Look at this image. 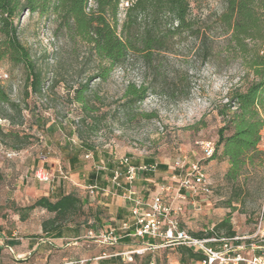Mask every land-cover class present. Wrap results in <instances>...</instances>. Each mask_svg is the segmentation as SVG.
Returning a JSON list of instances; mask_svg holds the SVG:
<instances>
[{"label":"rangeland","instance_id":"obj_1","mask_svg":"<svg viewBox=\"0 0 264 264\" xmlns=\"http://www.w3.org/2000/svg\"><path fill=\"white\" fill-rule=\"evenodd\" d=\"M192 7V17L200 27L198 36L188 32L175 35L165 50H155L149 59L143 54L129 55L106 79L97 76V62L85 44L70 40L62 32L55 33L53 15H21L20 41L43 79L41 91L34 93L25 64L0 59V84L13 103L0 101V235L10 231L20 242H39L43 249L53 250L49 260L57 264H93L92 260L87 263L90 259L85 250H90L86 245L96 238L82 231L78 239H44L40 224L47 212L21 207L32 204L51 186L63 184L88 198L87 216L91 207L99 206L105 221L118 224L129 213L126 208L125 212L120 210L126 200L115 190L91 196L88 179L105 165L103 179L110 182L108 163L115 165L116 160L131 156L140 163L152 157L168 166L167 170L157 168L151 177L138 179L133 185L147 202L161 186L169 188L166 202L182 207L172 216L186 230L206 233L204 229L213 228L222 236H229L231 230L242 239L263 236L258 225L264 219V160L257 158L233 181L225 177L228 160H209L203 149L208 141L216 146L224 125L220 111L233 90L244 89L247 78L240 61L225 52L215 22L223 2L192 0ZM124 17L122 7L120 21ZM205 33L208 38L203 43ZM206 49L212 55H207ZM131 84L148 88L143 101L128 104L125 92ZM79 91L84 92L82 100H78ZM262 136L259 148L264 151V130ZM68 143L73 150L84 144L93 148L81 155L73 169L65 153ZM196 162L206 174L210 192L180 201L175 198L177 175L185 174ZM42 166L54 175L52 182L36 179L35 171ZM226 219L228 225L217 229ZM118 244L101 243L113 249ZM66 245L80 247L81 253L72 254L73 258L69 252L62 256L60 250ZM256 246L257 252L264 253L263 246ZM177 249L164 247L159 257L173 264L180 257ZM252 253L243 246L245 257ZM31 257L36 255L26 253L17 259Z\"/></svg>","mask_w":264,"mask_h":264},{"label":"trees","instance_id":"obj_2","mask_svg":"<svg viewBox=\"0 0 264 264\" xmlns=\"http://www.w3.org/2000/svg\"><path fill=\"white\" fill-rule=\"evenodd\" d=\"M221 1L224 7L216 15L215 22L224 39L225 52L240 61L247 83L244 89H235L229 94L228 102L220 111L224 125L219 129L216 146L209 160L218 158L228 160L229 168L225 177L235 181L244 174L247 167L255 164L257 158L264 160V151L259 148L264 130V0ZM126 2L128 5H125ZM122 7L125 17L120 21L119 14ZM192 11V0H0V59L9 58L15 64H25L29 70L30 87L34 93H39L43 79L42 71L36 68L29 50L20 41L19 20L24 12L39 13L42 16L50 14L55 18V33L62 32L70 40L85 44L88 54L97 62V76L106 79L114 67L123 63L129 55L143 54L149 59L155 50H165L168 41L175 35L188 32L192 36H198L200 27L192 17ZM207 38L205 33L203 43ZM205 53L212 55L210 49H206ZM79 93L78 100H82L84 92L79 91ZM147 94L146 86L135 84L128 85L125 92L128 104L143 101ZM0 101L13 105L1 84ZM89 150H93L91 145L84 144L73 150L68 143L65 153L70 167L76 168L81 161V155L88 153ZM141 163L157 162L152 157H146ZM141 163L134 161L133 158L130 160L132 165L138 166ZM108 166L111 168L110 182L103 179L104 170L107 169L104 165L102 169L91 173L88 183L98 184L104 188L112 184L111 189L108 187L110 192L115 190L122 193L123 189L116 187L111 181L118 160L115 161V165L108 163ZM157 168L167 170L168 166L157 163ZM122 170L126 172L127 166L124 165ZM153 173L155 171H141L133 183L141 178L145 181ZM121 181L125 186H129L124 179ZM88 202V198L81 196L75 189L67 190L63 184H58L56 187L51 186L48 194L38 197L32 204L21 209L45 210L48 215L42 222V230L50 238H60L64 233L77 237L82 231L99 234L109 225L119 226L121 222L131 217L132 204L128 200L123 208L129 210V213L118 224H108L102 217V209L99 206L91 207V212L87 216L85 208ZM123 208L120 210L125 212ZM262 222L264 224V219ZM228 223V219L222 221L217 229L227 226ZM181 228L185 229L183 225ZM187 231L199 238L225 239L208 243L216 250H221L227 241L234 246L241 245L252 249V255L264 256L263 252L256 251V244L264 247V236L235 239L239 236L231 230L229 236L219 235L213 228L204 229L206 233ZM145 241L151 244L159 242L152 237H147ZM121 242L135 246L142 245L139 239L129 236L122 238L119 243ZM19 243L17 237L10 241L12 246ZM106 246L109 248V245ZM175 247L180 254L178 264H195L206 258L201 250L186 245ZM161 249L134 254L133 262L123 260L122 255L119 254L122 252L120 250L110 258H99L97 262L98 264H150L154 261L155 264H169L166 259L159 257ZM113 250V248L110 250L111 253H116ZM235 254H242V249ZM27 260L28 258L15 259L14 264H23Z\"/></svg>","mask_w":264,"mask_h":264},{"label":"built area","instance_id":"obj_3","mask_svg":"<svg viewBox=\"0 0 264 264\" xmlns=\"http://www.w3.org/2000/svg\"><path fill=\"white\" fill-rule=\"evenodd\" d=\"M125 5H128L126 2ZM203 149L206 156H211L214 152V144L210 141L203 143ZM132 157L125 156L118 159V166L113 171L112 183L123 189L120 193L121 196L131 202V217L127 221H123L120 225H109L96 234L89 232V237L96 238L101 243L105 244H117L122 238L135 237L142 243L140 246H133L126 250H123L119 254L122 255L123 260L127 262H133L134 254H143L147 250H155L158 248L186 245L192 247L195 250H201L206 255V258L202 261H198L195 264H240L245 262L246 264H264V256L245 257L242 254H235L236 251L241 250L243 246L226 243L221 250H216L208 245L209 242H215L218 240L215 237L199 238L191 235L186 229L181 228L180 222L172 216L182 209L181 206H175L172 202H166V197L169 196V188L161 186L160 190L153 193V197L150 202H147L144 197L140 196L133 185V181L137 178L141 171H155L157 163H141L140 165L130 164ZM126 165L127 170L123 172L122 167ZM62 177L66 178L67 174L61 171ZM178 176V188L175 191V198L180 201H185L189 196L197 197L201 194L207 195L210 192V183L207 180L206 174L202 169L199 162L193 163L188 167L185 174ZM35 177L41 182H51L54 179V175L45 169L39 167L35 171ZM174 177H176L174 175ZM124 179L125 183L129 186H125L122 183ZM88 192L91 196L96 197L100 192L103 194L110 193L108 187H101L98 184H89L87 186ZM259 232H263L264 236V224L261 222L258 225ZM258 235V234H257ZM255 235V236H257ZM147 237L157 239L159 242L151 244L146 242ZM241 237H235L239 239ZM150 264H155L152 261Z\"/></svg>","mask_w":264,"mask_h":264},{"label":"crops","instance_id":"obj_4","mask_svg":"<svg viewBox=\"0 0 264 264\" xmlns=\"http://www.w3.org/2000/svg\"><path fill=\"white\" fill-rule=\"evenodd\" d=\"M44 194H48V192H45ZM105 205H107V203H105ZM121 206H123V205H121ZM124 206H126V205H124ZM42 222L43 221H41V224H40L41 225L40 226L41 231H43L42 230ZM1 234L2 235H0V264H14L15 259L20 258V256L22 254H26V253H30V254L32 253V254L36 255V257H31L27 262L25 261L23 264H29V263H31V264H57L55 261L51 262V260H49L50 254L52 253L53 250H51L49 248L43 249L44 248L43 245L40 244L39 242H33V241L29 240L27 243L20 242L19 244L12 246L10 244V241L15 239V237L12 236L10 231H6V232L3 231ZM88 234H89V232H88ZM43 236L45 237L44 239L56 240V241H61V242H63L64 240H69V239L73 240V239L80 238V236L74 237L68 233H64V235L60 238H50V237H47V235L45 233ZM66 246L67 247H64L63 249L60 250V251L64 252V254H65V255L63 254L62 256L68 255V252H69V255H71L70 257L73 258L72 254H76L79 252L81 253L80 247H73L71 245H66ZM68 246H71V247H68ZM86 246H87V248L88 247L90 248V250L89 249L85 250L86 255L89 256L88 259H92L94 261L93 264H98L97 260L99 258H110L112 255L117 254L116 251H120V250L123 251V250H126V249L133 247L135 245L125 244V243L121 242L117 245V248H115L113 250L116 253H111V251H110L112 249L111 247L107 248L106 245H101V243L96 239H93L90 242H88V244ZM101 246H102V248H101ZM37 251H39V252H37ZM17 256H19V257H17ZM63 259H65V258H63ZM60 261H61V259H60ZM173 264H178V259L175 260Z\"/></svg>","mask_w":264,"mask_h":264}]
</instances>
